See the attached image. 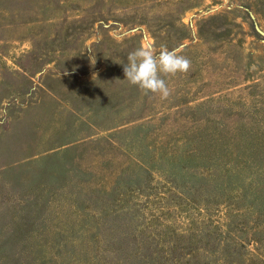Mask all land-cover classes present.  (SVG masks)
Returning <instances> with one entry per match:
<instances>
[{
	"label": "rangeland",
	"instance_id": "1",
	"mask_svg": "<svg viewBox=\"0 0 264 264\" xmlns=\"http://www.w3.org/2000/svg\"><path fill=\"white\" fill-rule=\"evenodd\" d=\"M146 44L191 61L166 99ZM211 175L264 195V0H0V264H264Z\"/></svg>",
	"mask_w": 264,
	"mask_h": 264
},
{
	"label": "clouds",
	"instance_id": "2",
	"mask_svg": "<svg viewBox=\"0 0 264 264\" xmlns=\"http://www.w3.org/2000/svg\"><path fill=\"white\" fill-rule=\"evenodd\" d=\"M123 65L125 79L137 86L144 94H159L161 99L170 96L171 91L164 76H175L188 72L191 61L179 49L143 45L130 52ZM67 74V73H66Z\"/></svg>",
	"mask_w": 264,
	"mask_h": 264
},
{
	"label": "trees",
	"instance_id": "3",
	"mask_svg": "<svg viewBox=\"0 0 264 264\" xmlns=\"http://www.w3.org/2000/svg\"><path fill=\"white\" fill-rule=\"evenodd\" d=\"M239 141H241V140H239ZM242 159H246V158H248V156L247 157H245L244 158V156H240ZM249 157H250V159H253V154H251V155H249ZM237 168H238V166H237ZM242 168H243V170H251V169H254L253 168V166L248 162V161H246L245 163H244V165H242ZM225 172H227V170H225ZM238 172H242V171H238ZM238 172H236L235 173V176L238 178V179H241V177L239 176V173ZM212 176V175H211ZM207 178V176L205 177V179ZM206 181L207 182H210V183H212V184H214L217 188H218V190H221V191H223V192H225L226 191V194L228 195V197L229 198H231V199H233L234 201H235V209L233 208L231 211H230V213H229V215H231L230 217H227V219H229V220H231V222H232V219H235V218H237V217H239V216H241L240 214H239V211L241 210V206H239V204L241 205V203H243V202H245V201H248V203H250L251 204V206L250 207H252V204L254 203V202H258L259 200H261L262 202H263V207H264V195H260L259 196V198H258V196H256V195H252L251 194V192H250V180H244L243 181V186H241V187H239L236 191H239V195H234V196H231V195H233V194H231L233 191H235V185H233V183L234 182H232V181H229V183H227L226 185H228V186H226L225 184L223 185V186H219V182H218V180L216 179V178H214V175L212 176V177H210V178H208V179H206ZM226 186V187H225ZM243 187V188H242ZM235 191V192H236ZM223 196H225L224 194H223ZM256 196V197H255ZM258 199V200H257ZM262 207V208H263ZM242 209H244V210H247L246 208H243L242 207ZM264 209H262L261 211H263ZM235 223L234 222H232L231 223V225H234ZM242 227V226H241ZM238 231H241V229H238Z\"/></svg>",
	"mask_w": 264,
	"mask_h": 264
}]
</instances>
